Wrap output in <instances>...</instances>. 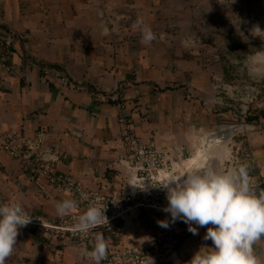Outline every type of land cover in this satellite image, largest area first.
<instances>
[{
	"label": "crops",
	"instance_id": "0c3cea01",
	"mask_svg": "<svg viewBox=\"0 0 264 264\" xmlns=\"http://www.w3.org/2000/svg\"><path fill=\"white\" fill-rule=\"evenodd\" d=\"M214 0H0V121L3 132L27 138L45 136L46 147L59 150V175L88 189L111 193L125 189L128 174L114 164L127 155L122 116L141 139L155 142L171 163L190 159L200 139L228 125L246 102L251 87L252 45L236 49L235 59L220 35H204L189 7ZM218 3V1H217ZM140 18L156 39L142 43L132 25ZM220 30V29H219ZM247 46V47H246ZM255 48V46H254ZM261 52V49L259 50ZM66 72L91 90L119 93L120 101L97 103L89 93L59 88L44 68ZM247 70V74H246ZM246 76L248 77L246 81ZM240 77H243L242 80ZM264 83V75L262 77ZM220 85V88L217 86ZM238 100L240 102H238ZM124 104L122 111L118 104ZM242 106V105H241ZM264 108V103L262 107ZM258 109V108H257ZM249 122L260 119L254 106ZM230 149V150H229ZM228 149L231 159L215 151L205 170L228 173L245 166L255 192L264 188V131L239 137ZM73 199L44 180L23 173L20 163L0 151V200L20 202L25 211L58 223L56 203ZM170 214L142 211L117 222V246H133L168 229L158 221ZM208 225L186 234L170 260L150 264H188L203 247ZM264 264V236L253 245ZM210 251V248H204ZM5 264H93L81 247L64 244L51 232L41 235L22 227Z\"/></svg>",
	"mask_w": 264,
	"mask_h": 264
},
{
	"label": "built area",
	"instance_id": "2783aa9c",
	"mask_svg": "<svg viewBox=\"0 0 264 264\" xmlns=\"http://www.w3.org/2000/svg\"><path fill=\"white\" fill-rule=\"evenodd\" d=\"M43 76L55 78L59 88H74L76 91L89 93L97 103H119L120 101L119 93L91 90L85 83L71 80L63 71L57 72L55 69L45 67ZM217 88H220V85ZM246 98L248 99L244 104L242 100L239 112L235 113L237 124L218 127L201 137L193 157L201 151L207 141L218 137L217 135L224 132L225 129L241 127L240 131H236L230 137L223 136L221 142L215 144L210 150V159L203 161L200 166L189 164L193 157L190 159L180 158L175 163H171L165 151L158 149L153 141L145 143L136 132L131 120L123 115V144L127 150V155L117 161L114 167L116 169L123 167L128 171V174L125 177V189L111 193L105 192V187L103 190L88 189L82 184L74 183L59 175V166L65 157L59 150L46 147L43 134H39L36 138H27L21 132H3L0 121V151L8 153L18 161L23 173L31 179L44 180L56 190L68 193L78 202L77 208L54 224L26 211L32 221L24 227L37 230L41 235L51 232L53 238H61L64 244H75L82 250L85 248L91 250L94 246L95 233L101 232L108 241L107 255L101 264H150L169 261L171 255L182 245L186 234H191L187 224L178 220L183 224L184 231L171 228L162 234L146 239L140 244L117 246L114 239L120 235V229L117 228L116 223L119 221L126 223L130 218L138 216L145 210L165 213L162 209L168 203L166 190L160 186L173 178L180 179L190 173L203 172L207 163L216 159L215 151H220L223 159H231V154L228 155V149L230 147L232 149L236 138L256 131H264V117L255 122H249L254 100L250 94ZM238 102L240 101L238 100ZM118 105L122 111L125 110L123 103ZM261 192H264V188L256 193L259 195ZM82 194H87L88 199H81ZM92 200H97L102 209L106 210L105 215L108 217L109 223L97 226L86 234L74 233L71 230L72 225L76 222V218L86 211L89 202ZM0 202L3 201L0 200ZM87 258L95 264L91 258Z\"/></svg>",
	"mask_w": 264,
	"mask_h": 264
},
{
	"label": "clouds",
	"instance_id": "9594fccd",
	"mask_svg": "<svg viewBox=\"0 0 264 264\" xmlns=\"http://www.w3.org/2000/svg\"><path fill=\"white\" fill-rule=\"evenodd\" d=\"M132 28L141 32L144 44H151L156 39L152 28L140 18ZM255 32L264 33V30L257 25L252 33ZM258 55L264 56V53ZM160 188L166 190L168 203L162 211L170 214L171 224L182 221L193 235L198 234L199 228L212 225L207 227L204 236L205 241H212V246H203L188 264H260L252 245L264 236V192L257 195L251 188L245 166L228 173L214 169L190 173L180 179L173 178ZM81 199L87 200V194H82ZM97 200L90 201L86 211L76 218L71 228L74 233L86 234L109 223L106 210ZM55 207L57 214L64 217L78 207V202L64 199ZM31 221L20 202H0V264H5L12 254L19 230ZM158 223L165 229L171 226L169 220ZM204 248L211 250L204 251ZM107 249L105 235L97 232L93 248L83 249V254L95 264H101Z\"/></svg>",
	"mask_w": 264,
	"mask_h": 264
},
{
	"label": "rangeland",
	"instance_id": "374dc122",
	"mask_svg": "<svg viewBox=\"0 0 264 264\" xmlns=\"http://www.w3.org/2000/svg\"><path fill=\"white\" fill-rule=\"evenodd\" d=\"M218 1V3H217ZM215 4H207L205 7H189L193 11V16L200 22V28L197 31L204 35H219L225 45L229 44L228 56L231 59L238 57L236 49L244 48L246 43L252 45V65H251V93L250 97L254 100L252 106L254 109H260L264 103V56L258 53H264V33H252L258 25L264 30V0H214ZM220 29V30H219ZM255 46V48H254ZM228 47V45H227ZM247 47V46H246ZM259 48L261 52L258 51ZM247 74V70H246ZM242 80L243 77H240ZM246 81L248 77L246 76ZM235 106L234 111L239 112V104L236 100H230ZM234 117L229 125L237 124Z\"/></svg>",
	"mask_w": 264,
	"mask_h": 264
},
{
	"label": "bare ground",
	"instance_id": "6f19581e",
	"mask_svg": "<svg viewBox=\"0 0 264 264\" xmlns=\"http://www.w3.org/2000/svg\"><path fill=\"white\" fill-rule=\"evenodd\" d=\"M240 130H241L240 126L230 127L225 129L224 132H221L217 135L218 137H214L213 139L207 141L205 145L202 147L201 151H199V153L190 160L189 164L198 165V166L202 165L203 161L210 159L211 157L210 150L212 149V147H214L215 144L221 142L223 136L230 137L233 133Z\"/></svg>",
	"mask_w": 264,
	"mask_h": 264
},
{
	"label": "trees",
	"instance_id": "16d2710c",
	"mask_svg": "<svg viewBox=\"0 0 264 264\" xmlns=\"http://www.w3.org/2000/svg\"><path fill=\"white\" fill-rule=\"evenodd\" d=\"M256 111L258 112L257 117L259 118L260 116L264 117V108L263 109H256Z\"/></svg>",
	"mask_w": 264,
	"mask_h": 264
}]
</instances>
